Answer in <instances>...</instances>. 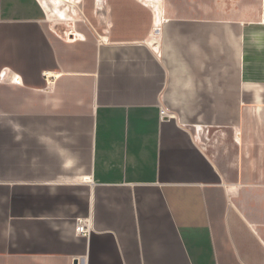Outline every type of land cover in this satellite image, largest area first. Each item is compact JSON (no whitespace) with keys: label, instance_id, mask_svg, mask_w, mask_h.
<instances>
[{"label":"crops","instance_id":"0c3cea01","mask_svg":"<svg viewBox=\"0 0 264 264\" xmlns=\"http://www.w3.org/2000/svg\"><path fill=\"white\" fill-rule=\"evenodd\" d=\"M64 1L0 0V264H264V0Z\"/></svg>","mask_w":264,"mask_h":264},{"label":"rangeland","instance_id":"374dc122","mask_svg":"<svg viewBox=\"0 0 264 264\" xmlns=\"http://www.w3.org/2000/svg\"><path fill=\"white\" fill-rule=\"evenodd\" d=\"M47 1L48 6L46 7V10L51 14V12H54L55 15L60 16L59 11H64L66 14L65 16L68 17H76L74 9H77L76 6H70L67 4L64 0H42ZM52 1V3H51ZM201 1H208V0H201ZM54 2V3H53ZM46 6V5H45ZM79 14V13H78ZM64 16L61 14V17ZM83 24L87 23L86 20H82ZM85 22V23H84ZM50 24L52 26H55L59 31H61L64 34H69L70 32H76V22L75 21H67V20H57V21H50ZM89 24V23H88Z\"/></svg>","mask_w":264,"mask_h":264},{"label":"built area","instance_id":"2783aa9c","mask_svg":"<svg viewBox=\"0 0 264 264\" xmlns=\"http://www.w3.org/2000/svg\"><path fill=\"white\" fill-rule=\"evenodd\" d=\"M163 113L164 111H162V114ZM77 232L84 235H88L90 233V228L83 221H80L77 226Z\"/></svg>","mask_w":264,"mask_h":264}]
</instances>
